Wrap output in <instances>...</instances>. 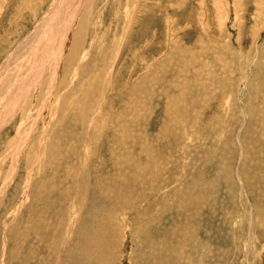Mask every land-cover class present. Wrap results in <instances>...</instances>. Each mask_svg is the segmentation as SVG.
Wrapping results in <instances>:
<instances>
[{
    "label": "rangeland",
    "instance_id": "1",
    "mask_svg": "<svg viewBox=\"0 0 264 264\" xmlns=\"http://www.w3.org/2000/svg\"><path fill=\"white\" fill-rule=\"evenodd\" d=\"M54 1L0 0V264H264V0H80L50 79Z\"/></svg>",
    "mask_w": 264,
    "mask_h": 264
},
{
    "label": "bare ground",
    "instance_id": "2",
    "mask_svg": "<svg viewBox=\"0 0 264 264\" xmlns=\"http://www.w3.org/2000/svg\"><path fill=\"white\" fill-rule=\"evenodd\" d=\"M54 1V0H53ZM222 2V0H221ZM235 2V3H234ZM234 2H232L231 0V3L233 4V6H229V3L227 2L226 6H227V13L229 15V12L232 11L234 13V9L237 5V0H234ZM216 4V3H215ZM81 3H80V0H55L53 3H50V7L48 8L49 9V13L53 14V20L51 19L52 23L50 24L51 26L48 28V38L44 40V36L42 37H39V41L38 42V46L37 47H34L32 49H34L31 53L34 54L35 56L37 54H39V58H44V56L46 58H44V62H45V65L42 67V70H44V67L47 66V69H48V73L50 74V79H54V76L56 75V71L58 73V70H59V63L61 61H63L62 58H64L63 56V53H65V47H68V41H69V33L71 32V30H73V26H74V21L76 19V16L78 15V12L80 11V7H81ZM218 6V5H217ZM222 6V5H221ZM225 6V7H226ZM220 7V6H219ZM230 8V9H229ZM79 10V11H78ZM226 14V13H225ZM47 15V14H46ZM46 19V17L44 18ZM48 19V18H47ZM50 21V20H49ZM78 21V20H77ZM43 23V22H42ZM41 23V24H42ZM45 23V22H44ZM50 23V22H49ZM40 26H43L41 25ZM47 24H45L46 26ZM57 28H54L56 27ZM39 31V30H38ZM36 32V31H34ZM73 32V31H72ZM71 32V33H72ZM36 34V33H35ZM31 35V34H30ZM29 38V36H28ZM72 41V40H71ZM76 41V40H75ZM41 45V46H40ZM70 45V43H69ZM65 46V47H64ZM75 46V45H73ZM62 47L65 48L63 49V53H62ZM71 50V48H70ZM27 53V52H26ZM45 54V55H44ZM33 55V56H34ZM32 56V57H33ZM42 56V57H41ZM84 56H82L83 58ZM59 58V59H58ZM38 60V59H37ZM42 60V63H44ZM33 64V63H32ZM41 65V64H40ZM32 69V68H31ZM46 70V69H45ZM36 71V70H35ZM38 71V70H37ZM40 72V71H38ZM35 73V72H34ZM37 73V72H36ZM29 78V77H28ZM35 80V79H34ZM29 81V80H28ZM27 81V82H28ZM33 81V80H32ZM31 81V82H32ZM26 82V83H27ZM34 84V83H33ZM27 85H31V83H28ZM162 85V84H161ZM23 86V85H22ZM29 87V86H28ZM27 89V87H25ZM11 91V89H9ZM28 90V89H27ZM54 90V89H53ZM21 92V91H20ZM23 92V90H22ZM11 94V93H10ZM9 94V96H11ZM27 94V93H26ZM14 95V94H13ZM18 95V93H17ZM17 95L15 97H17ZM24 97V96H23ZM5 99V97H3ZM18 99V98H17ZM20 99V98H19ZM26 100V99H25ZM21 101V100H20ZM23 101V100H22ZM1 103V102H0ZM19 103V102H18ZM23 103V102H22ZM21 106V105H20ZM21 108V107H20ZM19 108V110H20ZM4 109V108H3ZM6 111V109H5ZM12 113V112H10ZM8 114V113H6ZM4 117V116H3ZM13 117V116H11ZM10 117V118H11ZM7 118V117H6ZM175 119V118H174ZM4 120V119H3ZM176 127V126H175ZM31 129V128H30ZM31 131V130H30ZM162 131V130H161ZM162 133V132H161ZM30 134V133H29ZM168 134V133H167ZM172 134V133H171ZM162 135V134H161ZM194 135V134H193ZM28 140V139H27ZM162 143V142H160ZM179 147V146H178ZM17 149V148H16ZM147 151V150H146ZM139 166V165H138ZM136 166V167H138ZM144 167V166H143ZM145 168V167H144ZM142 168V172H143V169ZM133 171V170H132ZM141 171V170H140ZM135 172V171H134ZM134 172H133V175H134ZM137 173V171H136ZM141 175V173H140ZM130 177V176H129ZM79 182V181H78ZM99 185V184H98ZM99 187V186H98ZM242 188V187H241ZM109 190V189H108ZM113 193V191H112ZM110 193V194H112ZM116 192H114L113 195H115ZM112 195V197H113ZM116 196V195H115ZM114 196V198H115ZM121 196V195H120ZM123 197V196H122ZM112 200V198H111ZM119 200V199H118ZM122 199L120 198V201ZM110 201V200H109ZM114 201V200H113ZM116 202V201H114ZM119 202V201H118ZM252 208V207H251ZM254 213L252 214V212H247V218L249 219L250 216H256L254 217L256 220V223H257V220H258V216L256 214V210L255 208L253 207V210ZM252 215H250V214ZM251 218V217H250ZM247 219V230H248V240H247V245H248V248L251 247L252 243H253V240H252V227L255 223L254 222H251L250 220ZM259 221V220H258ZM124 223V222H123ZM263 228V227H261ZM129 231V230H128ZM263 231V230H262ZM115 234V233H114ZM91 236V235H90ZM96 236V235H95ZM125 237V236H124ZM114 239V238H113ZM122 240V239H121ZM103 241V240H102ZM251 242V243H250ZM236 244V242H235ZM100 245V244H99ZM181 248V247H180ZM88 249V248H87ZM178 249H179V246H178ZM181 250V249H180ZM249 250V249H248ZM247 250V251H248ZM83 251V250H82ZM250 251V250H249ZM99 253V252H98ZM248 255V254H247ZM90 261V260H89ZM131 262V261H130ZM109 263V262H108ZM106 263V264H108Z\"/></svg>",
    "mask_w": 264,
    "mask_h": 264
}]
</instances>
